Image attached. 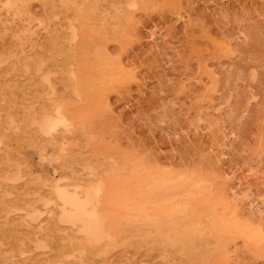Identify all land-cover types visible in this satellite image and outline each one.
Returning a JSON list of instances; mask_svg holds the SVG:
<instances>
[{"label": "rangeland", "instance_id": "rangeland-1", "mask_svg": "<svg viewBox=\"0 0 264 264\" xmlns=\"http://www.w3.org/2000/svg\"><path fill=\"white\" fill-rule=\"evenodd\" d=\"M0 264H264V0H0Z\"/></svg>", "mask_w": 264, "mask_h": 264}, {"label": "bare ground", "instance_id": "bare-ground-1", "mask_svg": "<svg viewBox=\"0 0 264 264\" xmlns=\"http://www.w3.org/2000/svg\"><path fill=\"white\" fill-rule=\"evenodd\" d=\"M53 122V121H52ZM52 126V125H51ZM117 214V213H116Z\"/></svg>", "mask_w": 264, "mask_h": 264}]
</instances>
